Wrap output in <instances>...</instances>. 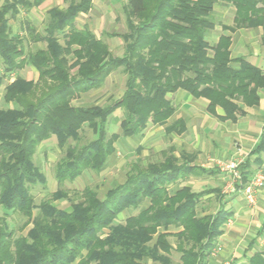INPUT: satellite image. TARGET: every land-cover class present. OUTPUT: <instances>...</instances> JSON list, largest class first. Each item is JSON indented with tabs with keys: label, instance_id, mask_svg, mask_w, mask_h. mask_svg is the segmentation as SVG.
Here are the masks:
<instances>
[{
	"label": "trees",
	"instance_id": "16d2710c",
	"mask_svg": "<svg viewBox=\"0 0 264 264\" xmlns=\"http://www.w3.org/2000/svg\"><path fill=\"white\" fill-rule=\"evenodd\" d=\"M231 4L235 27H264L258 0H127L125 50L113 58L108 46L89 30L74 27L77 16L89 9L80 0L67 9L48 12L44 36L28 21L23 28L31 42L44 49L25 50V39L12 33L9 19L17 5L29 8L28 0L6 1L0 6V90L4 80L27 66L38 72L37 81L18 75L0 91L6 105L0 109V264H205L231 213L222 203L220 189L193 191L181 184L188 177L210 174L189 165V157L173 151L145 166L134 163L123 184L100 198L86 187L70 210L53 202L66 198L57 190L35 204L31 189L46 186L35 166L37 147L52 136L64 156L55 165L60 186L73 182L85 171L99 174L114 152L119 137L142 134L148 123L164 125L174 107L166 98L184 90L208 100V111L223 110L224 120L235 122L244 107L256 106L264 90V74L243 57L232 58L230 39L221 35L210 46L206 33L214 30L213 6ZM223 30H226L223 28ZM126 75L122 96L105 106L78 107L79 96L102 87L113 70ZM123 111L120 134H108L110 116ZM181 124L166 131L182 132ZM87 127L92 141L79 146ZM180 129V130H178ZM250 157L240 168L242 184L260 167L264 155V130ZM213 195L220 206L213 213L199 212L204 197ZM128 210H138L118 222ZM9 213L26 219L25 235H16L7 222ZM169 238H174L171 244ZM176 253L177 259H173ZM246 264H264L257 251Z\"/></svg>",
	"mask_w": 264,
	"mask_h": 264
},
{
	"label": "crops",
	"instance_id": "0c3cea01",
	"mask_svg": "<svg viewBox=\"0 0 264 264\" xmlns=\"http://www.w3.org/2000/svg\"><path fill=\"white\" fill-rule=\"evenodd\" d=\"M6 1L8 0H0V6ZM9 1L12 2L14 0ZM79 1L80 0H28V2L31 3L29 8L21 5L16 6L18 12L15 17L9 19V21L14 20L11 22L10 27L13 28L14 33H17L20 31L21 24L17 23L15 19L27 18L31 22H38L37 18H39L41 19L40 24L43 23L45 19L43 32L40 34L44 36V29L48 21V12L54 8L65 10L71 4H76ZM120 2L121 5H119V10L124 15V22L126 25L127 0H90L89 9L86 13L81 12L77 16L74 21V27L78 30H89L96 39L101 40L93 31L91 22L94 20L100 23V19H106L109 20V22L116 20V18L112 19L111 15L118 11V9L115 8V3L119 4ZM257 7L263 10L264 15V0H258ZM212 16L215 19V28L206 33V40L210 46L215 45L221 35L229 37L231 57H243L249 64L255 66L264 74V27L259 26L255 29L235 27V8L227 3L215 4L213 6ZM223 28L226 30H223ZM125 33L126 32L108 33L106 37L109 38V41L116 39L121 40L124 44L122 35ZM104 43L109 48V43H107V41ZM44 44L46 46V43ZM25 68H31L34 71L33 81H37V70L32 66H27ZM24 69L20 70V73L17 72L15 75L26 79L23 74H21ZM11 80L12 79H10L8 83ZM258 95V104L253 107H244L243 110L245 114L239 116L235 122H232L222 118L224 113L219 107L215 108L214 113L209 112L208 100L204 98H195L184 90H177L174 93L168 94L166 97L174 107V112L164 125L148 123L142 134L134 137H119L115 142V144L119 142L128 143L132 151L131 153H136L141 149L142 141H147L146 144L151 142L152 146L158 145L155 152L160 153L162 158V153L169 150H172L173 155L177 158L192 155V157L189 158L190 166H198L206 171H210V174L207 176L188 177L183 179L181 184H171L170 189H173L175 187L174 185H187L192 190L193 185H212L210 187L211 189H216L218 185H224L223 189L220 190V194L222 193L227 197H223L221 194L222 203H224L225 208L230 211L231 216L224 226L222 235L218 237L216 241V248L205 264H246L247 259L255 252L264 251V187L257 194L256 203L250 206L240 192H226V187L229 184V175L221 171L217 166L219 162H227L237 156L238 150L246 156V160L250 157V163L255 159V156L250 155V153L258 144L259 137L264 130V90L260 91ZM75 106L88 108L97 105L89 106L76 104ZM123 115V111L118 109L110 116L107 127L109 136L120 134V124ZM179 122L181 124L177 125V127H183L184 130L182 132L168 133L166 131L167 126ZM51 139L56 142L54 136L44 142ZM170 144L173 146L177 144L179 146L178 152L170 146ZM115 154L116 151L114 150L109 157ZM262 159L263 161L260 167L253 164L252 168L254 173L257 168H262L264 172V155ZM252 177H250L247 182H249ZM212 196L213 195H209L203 199ZM200 206L199 212L203 214ZM135 211H137V213L139 212L138 210ZM137 213L135 215H137Z\"/></svg>",
	"mask_w": 264,
	"mask_h": 264
},
{
	"label": "rangeland",
	"instance_id": "374dc122",
	"mask_svg": "<svg viewBox=\"0 0 264 264\" xmlns=\"http://www.w3.org/2000/svg\"><path fill=\"white\" fill-rule=\"evenodd\" d=\"M119 5L121 2L115 3V8L118 9L116 13L111 15L113 20L109 22V20H101L100 23L96 21H92V29L95 32L96 36L109 43V49L111 56L113 58H117L123 55L125 46L121 40H113L109 41V38L106 37L108 33H123L126 32V25L124 22V15L119 10ZM95 16V14H94ZM109 19V18H108ZM17 23L21 24L20 31L14 33L13 28L12 33L18 35L19 37L25 39V50L34 52L35 50L41 48H45V44L43 42L33 43L26 35L23 28V21H28L30 25H32L36 33L41 34L43 32L44 22L40 24L41 19L37 18L38 22H31L27 18H17ZM14 20H10L9 24ZM20 73V72H19ZM1 74V70H0ZM21 74L26 78V80H34V71L31 68H25ZM15 74L6 80H4V85L8 83L10 79L14 78ZM125 81L126 75L121 71V69L113 70L110 75L107 77L104 85L96 90L92 91L87 95H81L77 99L73 101L74 105H97V106H105L110 104L111 102L119 99L122 96V93L125 89ZM1 88V93H3V87ZM80 100V101H79ZM79 101V102H77ZM9 105H6L2 99H0V109H5ZM120 132V131H119ZM81 138L79 140L78 145L82 146L94 139L92 132L84 127L81 132ZM141 149L136 153H131L132 151L129 148V144L125 142H119L115 144L116 154L109 157L107 159V163L103 169V171L99 174H95L91 171H85L81 177L76 179L73 182H64L60 186L55 180V165L56 163L64 156L65 151L60 150L56 147V142L54 140H49L44 142L42 145L38 146L36 152L33 156V162L35 166L40 170V172L45 176L46 186L42 188L41 186H37L31 189V195L33 196L34 203L37 205L42 200L48 199L50 194L56 192L57 190L62 191L66 198L55 201L53 204L60 210H69L70 205L80 199V194L86 187L93 188L96 190L98 196L103 198L105 193L114 187L115 185L123 184L126 180V175L130 171L136 163L141 166H145L147 163H157L162 161V156L160 153H156V147L158 145H153L151 142L142 141ZM177 152L179 150V146L175 144V146L171 145ZM135 152V151H134ZM189 158L192 155H187ZM49 182V183H48ZM49 184V185H48ZM212 185H193V191L200 192L204 189L210 188ZM215 186V185H213ZM217 186V185H216ZM224 185H218L217 188L222 190ZM216 188V189H217ZM222 194V193H221ZM222 196H226L223 195ZM227 197V196H226ZM220 206V201L215 199L213 196L210 198L203 199L201 201L200 209H202L203 213H213ZM4 210L0 207V217H3ZM137 211L128 210L125 214L121 215L118 219V222H123L124 219L130 215H135ZM7 222L10 227L14 229L16 235H25L30 226L26 228L23 227L26 219L21 215L15 213H9L6 217ZM171 244L175 243L174 238H169ZM173 259H177V254L173 253Z\"/></svg>",
	"mask_w": 264,
	"mask_h": 264
},
{
	"label": "built area",
	"instance_id": "2783aa9c",
	"mask_svg": "<svg viewBox=\"0 0 264 264\" xmlns=\"http://www.w3.org/2000/svg\"><path fill=\"white\" fill-rule=\"evenodd\" d=\"M237 152V156L227 162H219L217 166L221 171L229 175V184L226 187V192H240L247 204L253 206L256 203L257 194L264 187V172L262 168H257L251 180L243 185L240 168L244 165L246 156L240 150Z\"/></svg>",
	"mask_w": 264,
	"mask_h": 264
}]
</instances>
